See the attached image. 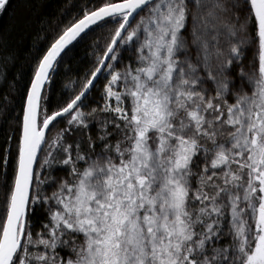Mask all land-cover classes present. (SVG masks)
<instances>
[{
    "label": "snow or ice",
    "instance_id": "6c2138e0",
    "mask_svg": "<svg viewBox=\"0 0 264 264\" xmlns=\"http://www.w3.org/2000/svg\"><path fill=\"white\" fill-rule=\"evenodd\" d=\"M23 2L27 76L0 29V264H264V0H83L55 22Z\"/></svg>",
    "mask_w": 264,
    "mask_h": 264
},
{
    "label": "trees",
    "instance_id": "16d2710c",
    "mask_svg": "<svg viewBox=\"0 0 264 264\" xmlns=\"http://www.w3.org/2000/svg\"><path fill=\"white\" fill-rule=\"evenodd\" d=\"M83 0H35V4L38 8V12L40 15L46 14L48 17L52 18L53 22H55L56 17L65 14H72L74 11H78L75 8L77 4L82 3ZM13 9L15 10V17L12 15L10 11L6 15H0V29H3L7 32L11 33V43L10 48L8 49L9 52L15 50L17 55L16 63L9 68V74L11 75L12 72L23 70L25 76L30 71V57L34 54L35 50L32 48V39L34 38V33L41 27L40 24L37 23L38 16L32 17L33 23L26 27L23 32L19 30V28H14L13 25L16 24V21L31 16L30 10L25 6L23 0H13ZM107 33L101 30L100 33H97V38L101 36H106ZM90 40L85 42L84 44L79 45L74 53V59L71 61L72 67L74 69L83 70L88 62L91 59V47L88 45L90 44ZM43 47V45H41ZM4 56L3 51H0V61H2ZM75 72L67 73L66 69H60V77L56 78V87L57 90H60L62 87L67 86L65 90L70 91L71 85L69 84V77L75 79ZM6 89L0 86V108L5 106V95ZM11 94V93H9ZM9 111L11 110L12 105H7ZM18 110V109H17ZM11 130L17 131L18 133V125L16 124L15 120L11 124ZM6 128L3 122V116L0 115V151L3 149V140H4V133ZM4 213V197L3 193L0 192V217L3 216Z\"/></svg>",
    "mask_w": 264,
    "mask_h": 264
}]
</instances>
